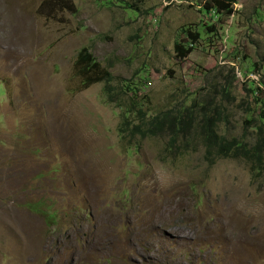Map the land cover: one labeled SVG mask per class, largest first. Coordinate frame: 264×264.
<instances>
[{"label":"rangeland","instance_id":"obj_1","mask_svg":"<svg viewBox=\"0 0 264 264\" xmlns=\"http://www.w3.org/2000/svg\"><path fill=\"white\" fill-rule=\"evenodd\" d=\"M208 1L0 0V264H264V169L209 158L199 137L174 154L119 131L131 78L148 116L211 101L220 134L255 141L264 0ZM185 28L201 39L179 58ZM84 46L122 107L105 82L82 88Z\"/></svg>","mask_w":264,"mask_h":264},{"label":"trees","instance_id":"obj_2","mask_svg":"<svg viewBox=\"0 0 264 264\" xmlns=\"http://www.w3.org/2000/svg\"><path fill=\"white\" fill-rule=\"evenodd\" d=\"M238 0H210L205 7L208 12H216L218 15L233 13V5ZM56 3L71 7L69 0H56ZM65 3V4H64ZM72 9V8H71ZM41 12V11H40ZM215 14L214 17H217ZM208 31L213 32L217 29L215 24L207 26ZM184 38L175 43L176 55L179 58H186L194 49L195 44L201 39L200 31H193L191 28H185ZM75 74L81 78L82 88H87L97 82H105V91L108 102L119 103L122 107L123 97L114 93L115 87L112 86L114 80L111 72L101 64L95 57L89 47H82L74 61ZM124 87L131 91L129 103L123 113V122L120 124L119 131L121 135L129 136L130 139L140 137H165L167 138L165 149L168 153H184L189 149L191 141L199 137L205 147L209 158L215 157H233L244 158L251 163L255 174L260 175L264 169V98L260 94L264 92L261 84L256 87L251 86L256 102H261L262 109L258 119L254 117L247 119L250 126L255 127L256 138L251 144L241 137L228 138L218 131L219 124L223 121V110L219 103L213 104L211 101L200 103L196 99L191 104L168 108L158 113L148 116L143 108V103L138 99V89L140 88L133 80L123 78ZM225 97L230 95L229 88L224 87ZM135 114L134 122L130 119L131 114ZM212 161V160H211ZM32 209L40 210L39 204L30 205ZM43 212V210H41ZM46 213V212H43Z\"/></svg>","mask_w":264,"mask_h":264}]
</instances>
